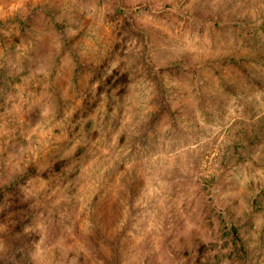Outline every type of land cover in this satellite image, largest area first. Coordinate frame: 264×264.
Here are the masks:
<instances>
[{"label":"rangeland","instance_id":"1","mask_svg":"<svg viewBox=\"0 0 264 264\" xmlns=\"http://www.w3.org/2000/svg\"><path fill=\"white\" fill-rule=\"evenodd\" d=\"M0 264H264V0H0Z\"/></svg>","mask_w":264,"mask_h":264}]
</instances>
